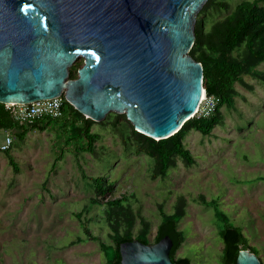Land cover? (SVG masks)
<instances>
[{"label":"rangeland","instance_id":"rangeland-1","mask_svg":"<svg viewBox=\"0 0 264 264\" xmlns=\"http://www.w3.org/2000/svg\"><path fill=\"white\" fill-rule=\"evenodd\" d=\"M225 1L227 8L214 4L199 15L203 5L197 18L209 26L240 0ZM76 60L84 63L82 56ZM257 69L264 71V62ZM243 79L252 88L236 82L233 107H221L222 123L209 134L196 129L186 134L194 162L177 158L165 176H152L154 160L137 149L124 112L110 111L93 123L99 138L90 152L79 150L86 138L68 139L64 118L22 140L16 137L9 153L19 172L0 151V264H107L98 241L72 243L85 236L74 214L84 206L90 231L111 241L102 205L89 202V197L110 196L95 193L98 176L111 183L112 195L131 194L135 211L150 220V241L161 221L158 204L172 212L177 197L185 195L186 214L178 223L185 240L177 255L190 257L192 264H222L220 213L243 229L264 264V79L253 74ZM199 193L209 205L196 200ZM139 227L138 217L134 235Z\"/></svg>","mask_w":264,"mask_h":264},{"label":"water","instance_id":"water-1","mask_svg":"<svg viewBox=\"0 0 264 264\" xmlns=\"http://www.w3.org/2000/svg\"><path fill=\"white\" fill-rule=\"evenodd\" d=\"M207 0H0V102L64 94L85 116L125 113L155 139L198 107L203 65L190 54ZM84 63L77 77L70 67ZM169 235L120 243L121 264H174ZM236 264H262L240 249Z\"/></svg>","mask_w":264,"mask_h":264},{"label":"trees","instance_id":"trees-1","mask_svg":"<svg viewBox=\"0 0 264 264\" xmlns=\"http://www.w3.org/2000/svg\"><path fill=\"white\" fill-rule=\"evenodd\" d=\"M214 4L227 8L225 0H207L199 15ZM189 52L203 65V86L206 93L218 96L220 101L211 114L193 115L182 124L177 132L166 138L155 139L136 130L129 121L137 149L143 150L154 160L152 171L154 178L165 176L167 171L176 165L177 158H181L187 165L194 162V156L184 141L186 134L192 129H196L202 134H209L217 124L222 123L221 107L224 105L233 107L235 96L238 93L235 88L236 82H241L251 89L252 85L243 79L245 74H253L264 79V71L257 69V66L264 62V5L260 4V0H240L229 13L213 21L209 26H206L202 18H197L195 39ZM80 66L81 62L76 60L70 67V77H77ZM62 111L63 115L60 117L43 116L30 123L22 124L16 122L10 109L6 107L5 103L0 102V128L14 129L16 137L22 140L29 131L44 130L52 121L64 118L61 127L65 132L70 131L68 139L84 137L86 138L83 143L85 146L82 145L79 150L92 151L94 142L99 138V134L91 129L95 120L85 116L66 99L63 102ZM122 115L126 117V114ZM9 151L8 149L3 152L7 155L13 170L19 172V165ZM93 185L95 193L98 195L110 193L107 198L89 197V202L92 205L97 202L102 205L111 241L106 242L90 231L88 223L91 218L84 216L85 213H88L87 206H84L83 211H76L74 214L78 218L85 236H78L72 243L86 240L98 241L100 249L105 253L106 263L121 264L119 249L121 242L134 239L145 243L156 242L163 236L169 235L173 240L170 250L173 263L192 264L190 257L177 255V250L185 240V234L178 227L179 221L186 214L188 205L185 195L180 194L177 197L172 212H166L163 204H158L161 221L157 226L153 240L150 241L148 238L150 220L135 211L130 198L131 194L112 195L111 183L102 176L94 178ZM196 200L203 204H210L203 193H199ZM138 217L140 227L134 235L133 228ZM219 219L221 221L219 235L223 241L220 257L222 264H236L240 249L257 252L255 247L249 243L240 226L228 221L225 214L220 213Z\"/></svg>","mask_w":264,"mask_h":264},{"label":"built area","instance_id":"built-area-1","mask_svg":"<svg viewBox=\"0 0 264 264\" xmlns=\"http://www.w3.org/2000/svg\"><path fill=\"white\" fill-rule=\"evenodd\" d=\"M64 94L54 97L37 99L30 102H10L5 103L10 109L13 119L16 122L27 124L36 118L43 116L60 117L63 115L62 106L65 100ZM220 98L216 95L204 94L194 115L206 116L213 112ZM16 133L9 127L0 128V150H8L12 146Z\"/></svg>","mask_w":264,"mask_h":264},{"label":"bare ground","instance_id":"bare-ground-1","mask_svg":"<svg viewBox=\"0 0 264 264\" xmlns=\"http://www.w3.org/2000/svg\"><path fill=\"white\" fill-rule=\"evenodd\" d=\"M204 94H205V93L202 94V97H201L200 101L204 98ZM200 101H199V103H200ZM198 105H199V104H198ZM197 108H198V107H197ZM196 110H197V109H196Z\"/></svg>","mask_w":264,"mask_h":264},{"label":"crops","instance_id":"crops-1","mask_svg":"<svg viewBox=\"0 0 264 264\" xmlns=\"http://www.w3.org/2000/svg\"><path fill=\"white\" fill-rule=\"evenodd\" d=\"M12 147V146H11ZM11 147H10V149L9 150H11Z\"/></svg>","mask_w":264,"mask_h":264}]
</instances>
